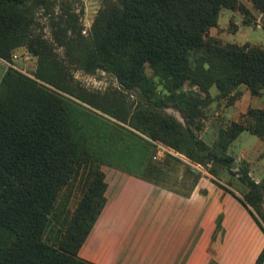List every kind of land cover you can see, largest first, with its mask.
<instances>
[{"label":"trees","instance_id":"trees-1","mask_svg":"<svg viewBox=\"0 0 264 264\" xmlns=\"http://www.w3.org/2000/svg\"><path fill=\"white\" fill-rule=\"evenodd\" d=\"M249 1L264 13V0ZM49 3L0 0V57L6 59L13 46L28 40L33 9ZM222 8L239 10L244 15L251 12L242 0H111L95 17L88 36L73 38L74 49L86 69L109 70L124 87L148 95L155 93L156 77L173 94L190 80L206 87L214 84L221 94L244 84L251 94L258 95L264 88V48L203 38L209 27L218 24ZM60 30V39L69 38L64 26ZM37 44L31 42L36 54ZM2 81L0 264H98L82 258L78 251L106 200L102 169L89 171L66 226L58 229L55 238L49 240L46 236L58 196L78 173L79 163L105 152L104 144L93 142L90 135L94 128L91 112L15 70H6ZM181 96L185 116L200 114L196 100ZM138 120L144 133L175 148H180L186 136L183 124L168 113L142 107ZM99 127L101 138L106 131ZM245 129L264 138V106H249L239 120L231 121L224 130L225 145ZM123 138L122 134L115 138L114 159L123 152ZM198 142L206 146L204 141ZM189 156L196 158L193 152ZM243 180L248 189L240 201L264 232V177L255 181L246 173ZM263 262L264 245L253 264Z\"/></svg>","mask_w":264,"mask_h":264},{"label":"rangeland","instance_id":"rangeland-1","mask_svg":"<svg viewBox=\"0 0 264 264\" xmlns=\"http://www.w3.org/2000/svg\"><path fill=\"white\" fill-rule=\"evenodd\" d=\"M242 1L250 9V14L222 8L218 24L209 27L203 38L221 44L247 42L264 48V13L253 7L249 0ZM109 2L111 0H50L49 6L39 4L33 9L28 40L13 46L6 59L0 57V92L5 90L2 78L9 69L56 91L63 99L80 104L91 112V127L94 128L90 129V135L93 142L105 147L101 156L93 155L81 161L78 173L61 190L50 215L46 236L51 240L66 226L83 193L89 171L108 166L127 168L176 189L189 188L202 178L224 192L230 189L232 192H228L232 197L248 211L240 201L248 189L243 179L246 173L255 181L263 179L264 138L247 129L226 145L223 137L231 121L239 120L248 105H264V88L258 95H250L249 89L243 95L248 87L240 84L227 94H221L214 84L206 87L186 80L173 94L156 77L155 93L148 95L140 89L124 87L109 70L100 67L86 69L83 58L74 49L73 38L79 34L88 36L95 17ZM248 18L250 21L246 22ZM63 26L69 38L62 40L63 30L60 29ZM30 41L39 43L37 54L31 50ZM146 71L150 74L148 67ZM40 72L49 80L43 79ZM181 95L196 100L200 114L185 116ZM142 107L168 113L183 124L186 136L180 148L152 138L140 129L138 113ZM98 127L106 131L101 138H98ZM118 134L124 136L121 140L124 149L122 156L119 152L118 159H114ZM199 140L206 146L199 145ZM191 152L196 158L189 156ZM261 204L264 209V194ZM257 227L259 233L255 237L262 241V245L256 256L264 245V232L256 223Z\"/></svg>","mask_w":264,"mask_h":264},{"label":"crops","instance_id":"crops-1","mask_svg":"<svg viewBox=\"0 0 264 264\" xmlns=\"http://www.w3.org/2000/svg\"><path fill=\"white\" fill-rule=\"evenodd\" d=\"M102 170L106 200L79 248L82 258L98 264L253 263L262 245L259 229L228 191L202 178L176 189L120 166Z\"/></svg>","mask_w":264,"mask_h":264},{"label":"water","instance_id":"water-1","mask_svg":"<svg viewBox=\"0 0 264 264\" xmlns=\"http://www.w3.org/2000/svg\"><path fill=\"white\" fill-rule=\"evenodd\" d=\"M232 165H235V161H232Z\"/></svg>","mask_w":264,"mask_h":264}]
</instances>
